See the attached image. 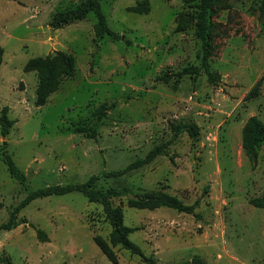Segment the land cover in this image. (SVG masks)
<instances>
[{
  "label": "rangeland",
  "instance_id": "1",
  "mask_svg": "<svg viewBox=\"0 0 264 264\" xmlns=\"http://www.w3.org/2000/svg\"><path fill=\"white\" fill-rule=\"evenodd\" d=\"M80 1L0 0V114L10 121L6 133L0 125V223L27 190L95 175L96 189H127L110 201L141 254L115 245L110 261L94 240L109 242L101 206L75 191L23 207L15 226L0 230V264H264V205L254 201L264 198V142L254 152L242 146L249 118L264 124V0H213L207 59L215 82L201 64L198 0H98L121 40H98L93 12L51 25L55 11ZM136 4L148 9L131 10ZM56 50L74 56L75 71L38 103L37 73L23 65ZM107 99L116 104L94 138L73 131ZM191 121L196 139L174 135ZM161 144L149 162L104 176ZM4 151L25 186L8 173ZM148 190L199 204L194 214L128 204Z\"/></svg>",
  "mask_w": 264,
  "mask_h": 264
},
{
  "label": "trees",
  "instance_id": "2",
  "mask_svg": "<svg viewBox=\"0 0 264 264\" xmlns=\"http://www.w3.org/2000/svg\"><path fill=\"white\" fill-rule=\"evenodd\" d=\"M263 1V0H262ZM131 10H147L145 4L131 7ZM193 14L195 35L200 42L201 64L209 82H215L219 76L210 69L208 56L211 54L212 43L210 37V16L213 13V0H198ZM89 12H93L96 17L94 26L95 36L101 39L107 36L111 39H122V35L109 29L104 14L98 0H82L76 5L66 7L55 11L52 15L51 25L59 26L68 22L83 19ZM179 23V22H178ZM185 71L189 69H184ZM23 71H35L38 77L36 87V101L42 103L52 92H54L62 79L73 75L75 71L74 56L64 50H56L52 54L44 56H34L29 58L23 65ZM189 72V71H188ZM116 104L115 100H104L100 102L92 111L90 117L84 121L73 125V131L83 134L88 138H94L97 134V126L105 117L108 111ZM0 125L3 132L6 133L10 121L5 117L4 112L0 114ZM181 131H186L189 137L196 139L199 136V126L191 121L189 123H180L176 126L174 135ZM264 142V124L256 117H250L245 124L242 146L247 152H254L255 149ZM165 148L164 144L154 146L146 155L137 159L121 170L105 172L104 176L120 175L126 171L138 167L152 160ZM3 163L12 178L20 184L26 185V174L14 163L8 152L1 154ZM98 176L92 175L85 182L70 183L65 185H52L42 188L30 189L25 192L24 197L12 207L6 221L0 223V230H9L17 222L18 212L36 198H43L51 195H62L69 192H80L90 202L98 203L110 226L109 242L100 236H95L94 240L105 256L112 262H115V253L112 246L119 245L132 254H141L139 247L129 239L128 234L133 230L132 227L125 226L122 221V212L119 207L113 206L110 198L116 196H127V189L119 187H109L105 190L93 187L94 181ZM257 206L264 205V198L255 199ZM127 202L130 206L138 208H156L160 206L170 207L178 211L193 213L199 204L196 199L191 204H185L175 195H170L162 190H148L139 195L128 197ZM11 264V263H7Z\"/></svg>",
  "mask_w": 264,
  "mask_h": 264
}]
</instances>
